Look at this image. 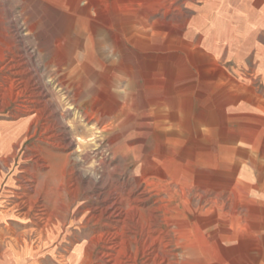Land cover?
Returning a JSON list of instances; mask_svg holds the SVG:
<instances>
[{
    "label": "rangeland",
    "instance_id": "1",
    "mask_svg": "<svg viewBox=\"0 0 264 264\" xmlns=\"http://www.w3.org/2000/svg\"><path fill=\"white\" fill-rule=\"evenodd\" d=\"M17 1L0 0L19 32L4 13L0 264H186L166 214L183 167L154 165V144L185 155L188 226L220 230L227 249L238 244L227 231L243 232L241 262L264 264V164L235 112L246 109L236 57L249 39L235 0H108L104 36L67 54L63 71L23 19L30 1ZM117 115L132 116L119 133Z\"/></svg>",
    "mask_w": 264,
    "mask_h": 264
},
{
    "label": "crops",
    "instance_id": "2",
    "mask_svg": "<svg viewBox=\"0 0 264 264\" xmlns=\"http://www.w3.org/2000/svg\"><path fill=\"white\" fill-rule=\"evenodd\" d=\"M29 1L30 4L24 8L23 19L28 24L30 33L36 37L40 51L52 50L49 63H55L59 68L58 71H63L62 65L68 60L66 59L67 54L71 53L72 55L76 50L88 47L91 44L93 34L97 38L103 37L105 30L108 29L106 27L109 20L108 0H37L35 4H32L34 0ZM14 3L17 5L18 1L15 0ZM116 5L115 3L112 13L117 12ZM229 5L232 7L230 11L232 15L233 13L243 15V17L239 16L235 19L241 22V25L238 26L241 31L247 30L249 38L246 45L241 48L240 55L236 57L237 64L240 67L244 65L246 68V76L242 79H239L241 77L237 75L235 77L239 79L238 82L243 87L242 94L236 93V95L246 97V109L242 110L241 106L236 107L235 112L247 118L245 132L250 137L247 138L245 149L248 153L252 150L253 155L260 157L264 164V0H235V2L229 1ZM29 8L33 10H29ZM4 13L10 19L16 33L19 34L12 17V11L7 6L5 10L0 9V28L3 29L4 18L2 15ZM224 13H228V11ZM44 31L48 33L45 40L41 36ZM4 37L6 38L5 34L0 31V40H5ZM102 41L98 42L99 45L103 44L104 41ZM6 44L10 45L12 42L8 41ZM1 54L0 50V59H2ZM68 68L64 83L69 81L68 86H71L74 81L72 78L77 74L78 67L72 64ZM91 69L96 79L102 80L107 77L105 72L102 73L93 67ZM100 91H103L101 94H106L104 88ZM144 117L138 127L149 133L153 127L150 123L151 118L149 116ZM131 119L132 116L129 115L125 118L122 115H117L116 120L110 124L111 131L119 133L116 128H122ZM144 126L147 128L144 129ZM152 156L156 166L183 167L182 177L167 179L170 182H178L180 189L169 196V198H177L175 201L178 204L174 207H168L166 214L173 215V220L176 217L174 233L183 250L186 264H238L241 262L243 258L241 259L239 255L248 251L244 246L246 244L245 238H247L244 236L245 233L237 232L234 228L228 230L225 239L231 242L236 240L238 244L227 249L221 244L220 230L208 238L202 232L205 225L188 226L185 220V212L190 206V198L188 197L187 179L182 162L185 155L168 150L160 144H154ZM178 198L181 201H178ZM173 202V200L169 201V203ZM241 233L242 235H240ZM245 260L247 262L245 264L251 263L249 257ZM241 264L243 263L241 262Z\"/></svg>",
    "mask_w": 264,
    "mask_h": 264
}]
</instances>
